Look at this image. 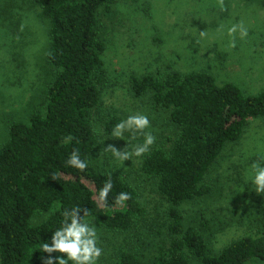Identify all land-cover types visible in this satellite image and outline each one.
I'll list each match as a JSON object with an SVG mask.
<instances>
[{
    "label": "trees",
    "instance_id": "obj_1",
    "mask_svg": "<svg viewBox=\"0 0 264 264\" xmlns=\"http://www.w3.org/2000/svg\"><path fill=\"white\" fill-rule=\"evenodd\" d=\"M118 1L34 0L49 23L48 62L54 77L48 85L46 112L33 114L29 123H12L9 141L0 146V264H42L49 254L40 246L51 243L66 209H88L87 222L120 232L136 229L147 218L136 187L119 174L104 175L91 168L98 145L92 113L101 104L106 78V43L99 38V16L102 8L111 11ZM7 9L0 10L2 24L8 22ZM131 81L135 95H150L154 107L168 113L176 129L170 145L149 151L141 167L155 179L168 204V238L157 245L148 264L264 261V216L258 236L243 237L214 256L202 231L186 226L181 209L212 192L205 181L209 170L228 144L241 140L252 119L264 117V91L247 95L233 83L220 84L212 74L197 71L174 70L161 78L146 74ZM119 122L113 117L107 123L109 135ZM77 149L88 163L83 172L67 165ZM109 178L113 188L107 203H102L98 193ZM121 192L130 193L131 199L117 205ZM37 212L49 216L33 224ZM116 264L145 261L128 249L119 254Z\"/></svg>",
    "mask_w": 264,
    "mask_h": 264
},
{
    "label": "rangeland",
    "instance_id": "obj_2",
    "mask_svg": "<svg viewBox=\"0 0 264 264\" xmlns=\"http://www.w3.org/2000/svg\"><path fill=\"white\" fill-rule=\"evenodd\" d=\"M224 2L226 11L219 9L217 0H119L111 11H100L98 34L106 43V78L101 104L92 113L98 145L91 168L104 175L119 174L136 187L147 218L126 232L88 222L96 227L98 246L103 249L97 264H116L119 254L128 249L148 264L157 245L168 238V204L159 195L155 179L141 169L147 153L121 164L111 153L101 151L109 144L131 151L143 143L140 133L135 139L127 132L123 140L112 138L106 129L113 117L121 122L129 115H147L151 126L145 131L156 137L149 151L169 146L175 136L168 113L156 109L150 95H135L132 77L197 71L212 74L220 84L233 83L247 95L264 91V0ZM2 9L10 10V16L7 23H0V146L9 141L12 123H29L33 114L46 112L48 85L54 77L48 62L49 23L41 16V7L34 0H0ZM240 21L248 36L240 39L237 33L236 47L230 49L227 29ZM201 30L207 32L206 38H200ZM262 158L264 117L252 119L241 140L228 144L211 167L205 181L212 192L181 206L186 226L202 231L212 255L243 237L259 235L264 193H256L250 166L264 163ZM48 216L37 212L33 224ZM245 264L264 261L253 258Z\"/></svg>",
    "mask_w": 264,
    "mask_h": 264
},
{
    "label": "clouds",
    "instance_id": "obj_3",
    "mask_svg": "<svg viewBox=\"0 0 264 264\" xmlns=\"http://www.w3.org/2000/svg\"><path fill=\"white\" fill-rule=\"evenodd\" d=\"M217 6L221 11H226L224 0H217ZM222 30V27L221 29ZM239 34L240 39H245L248 36V29L243 21L233 24L227 29L229 36L228 47H236V36ZM200 38H206L207 32L201 30ZM151 122L145 114L129 115L115 125L112 130V138L124 139V133H130L131 139H135L138 133L143 134L144 140L142 144H136L132 150H127V146L122 150H118L114 145L109 144L101 149L102 152L111 153V155L119 160L121 164L130 160L133 156L140 157L149 152L150 146L155 143L156 137L151 132H146L145 129L150 128ZM72 137H66L67 141H71ZM264 160V158H262ZM67 165L76 168L83 172L88 168V163L82 160L79 155V150H73L67 160ZM251 181L255 185L257 194L264 193V163L256 161L251 164ZM113 188L111 178L105 180L103 187L98 193V199L102 203H107L109 193ZM131 199V194L121 192L117 195L115 203L122 205L124 202ZM83 212L81 216L80 213ZM88 215V209L73 207L70 210H64L62 213L63 221L61 226L55 230L51 237V243L44 242L40 248L41 252L48 253L47 258H42V264H68L72 261L73 264H97L98 259L103 254V249L98 246L99 238L95 226L90 225L84 217ZM61 253L62 256L52 257V253ZM66 257V258H65Z\"/></svg>",
    "mask_w": 264,
    "mask_h": 264
}]
</instances>
